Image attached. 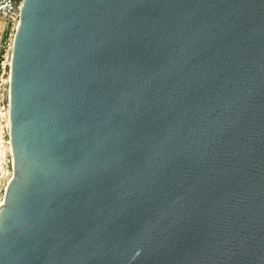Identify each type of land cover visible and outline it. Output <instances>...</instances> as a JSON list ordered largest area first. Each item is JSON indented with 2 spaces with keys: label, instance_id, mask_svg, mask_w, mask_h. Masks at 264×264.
I'll return each mask as SVG.
<instances>
[{
  "label": "water",
  "instance_id": "1",
  "mask_svg": "<svg viewBox=\"0 0 264 264\" xmlns=\"http://www.w3.org/2000/svg\"><path fill=\"white\" fill-rule=\"evenodd\" d=\"M0 264H264V0H22Z\"/></svg>",
  "mask_w": 264,
  "mask_h": 264
},
{
  "label": "rangeland",
  "instance_id": "2",
  "mask_svg": "<svg viewBox=\"0 0 264 264\" xmlns=\"http://www.w3.org/2000/svg\"><path fill=\"white\" fill-rule=\"evenodd\" d=\"M1 20V19H0ZM3 21H0V149L3 148L2 159L0 161V202L4 197L6 184L13 169L10 159L12 154L9 149V126L7 113L9 108V59L12 49V39L14 29L10 30L2 27ZM0 158V159H1Z\"/></svg>",
  "mask_w": 264,
  "mask_h": 264
},
{
  "label": "built area",
  "instance_id": "3",
  "mask_svg": "<svg viewBox=\"0 0 264 264\" xmlns=\"http://www.w3.org/2000/svg\"><path fill=\"white\" fill-rule=\"evenodd\" d=\"M21 1L22 0H0V19L3 21V28L6 27L10 30L14 28L15 21L19 19ZM10 162L12 163V157Z\"/></svg>",
  "mask_w": 264,
  "mask_h": 264
},
{
  "label": "bare ground",
  "instance_id": "4",
  "mask_svg": "<svg viewBox=\"0 0 264 264\" xmlns=\"http://www.w3.org/2000/svg\"><path fill=\"white\" fill-rule=\"evenodd\" d=\"M0 21H1V20H0ZM17 24H18V20H16L15 23H14V28H13L14 31H15V28H16V25H17ZM9 65H10V59H9ZM7 114H8V115H7L8 126H9V108H8V113H7ZM9 149H10V153L12 154L10 141H9ZM2 154H3V148L0 149V156H1V157H2ZM1 157H0V158H1ZM0 161H3V159L1 158ZM12 174H13V170H12V173H11V175H10V178L8 179V182L10 181V179H11V177H12ZM8 182H7V184H8ZM7 184H6V187H7ZM5 191H6V189H5ZM4 197H5V194H4ZM4 197H3V199H2L1 202H0V214H1V212H2V208H3Z\"/></svg>",
  "mask_w": 264,
  "mask_h": 264
}]
</instances>
